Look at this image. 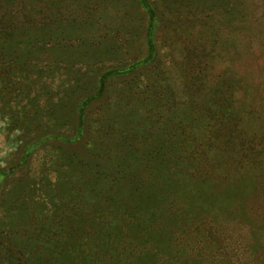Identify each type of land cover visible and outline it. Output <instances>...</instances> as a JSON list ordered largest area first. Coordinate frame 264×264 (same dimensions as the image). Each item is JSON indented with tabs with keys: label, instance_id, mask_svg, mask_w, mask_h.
<instances>
[{
	"label": "rangeland",
	"instance_id": "rangeland-1",
	"mask_svg": "<svg viewBox=\"0 0 264 264\" xmlns=\"http://www.w3.org/2000/svg\"><path fill=\"white\" fill-rule=\"evenodd\" d=\"M22 2L47 36L0 54L7 264H264V0Z\"/></svg>",
	"mask_w": 264,
	"mask_h": 264
},
{
	"label": "trees",
	"instance_id": "trees-1",
	"mask_svg": "<svg viewBox=\"0 0 264 264\" xmlns=\"http://www.w3.org/2000/svg\"><path fill=\"white\" fill-rule=\"evenodd\" d=\"M0 1L6 2V3L9 2L8 0H0ZM22 1L23 0H20V9L18 7L19 4H18L16 9H15V7H13L12 5L9 4V6L12 9H8V7H6V9L4 11H1V13H0V54L3 50H5V48L7 46L12 44V42H11L12 39H13V42L15 40L17 41V43H16L17 45L28 44V46H32V45H35L36 43L43 42L47 36V32H46V28H45L46 24L43 22L37 23V25H35V26L32 25V29H34L36 31V33H33V34L29 33L28 29L25 31L24 30L25 27H23V29L16 28V26L14 25L15 22L13 20L16 16L18 17V14L22 13L24 10ZM144 5H145L144 8L149 12L150 6L145 4V3H144ZM6 6H8V5H6ZM151 20H152V18L150 17V19H149L150 23H151ZM150 25H148V26H150ZM150 28H151V26H150ZM150 28L148 27L147 30H150ZM20 30H22V31H20ZM218 99H220V97H218L217 100ZM86 102H87V100H86ZM218 103H219V101H218ZM223 108H224V106L221 103H219L218 106L216 107L218 112H221L223 110ZM82 117H83V115L80 114L79 115V123L80 124H81L82 119H84V117L83 118ZM78 126H80V125H78ZM241 140L244 141V138L241 137ZM227 141H228V139L226 140V142ZM230 142L232 144L237 143V141H236V143H234V139H231ZM247 145L248 146L246 147V150L248 151V154H251L252 156L258 155V153L261 154L262 151H261V149H258V146L251 145L250 143H247ZM239 147L242 148V146H239ZM239 165L241 166L242 164L239 163ZM153 195H155L154 192L151 196H153ZM262 206L264 207V204L260 203L259 207H257L255 210V212H257L258 215H260V216L261 215L263 216V214H259V213H261V212L264 213V208H262ZM50 232L47 231L46 233H50ZM7 250H9L11 252V249H7ZM7 253H8V251L5 250V245L1 244V242H0V264H7V262H6L7 260L5 258L7 256L6 255ZM21 257L22 256L19 257V260H22ZM231 263L232 264H238L235 259L232 260ZM20 264H22V263H20Z\"/></svg>",
	"mask_w": 264,
	"mask_h": 264
}]
</instances>
